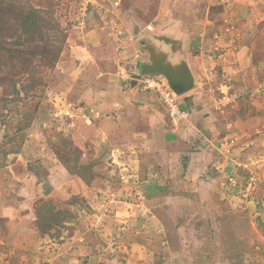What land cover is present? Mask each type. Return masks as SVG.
Masks as SVG:
<instances>
[{
    "label": "rangeland",
    "instance_id": "1",
    "mask_svg": "<svg viewBox=\"0 0 264 264\" xmlns=\"http://www.w3.org/2000/svg\"><path fill=\"white\" fill-rule=\"evenodd\" d=\"M118 1L0 0V264H185L168 260L172 240L187 244L195 264H264V138L213 123L201 136L187 109L176 123L164 111L163 124L182 130L154 149L132 147L124 133L98 141L95 118L104 112L86 92L98 73L88 67L97 59L115 74L142 66L139 26L160 21L149 1ZM32 8L45 31L29 36L22 22ZM200 11L213 21L197 23L209 41L193 33L203 56L195 109L203 116L226 108L217 118L232 122L231 104L264 94V75L254 83L260 71L243 57L264 58V0H202ZM216 33L232 43H216ZM240 72L242 87L232 79ZM75 161L84 178L66 167ZM155 186L173 192V203L162 202L172 210H156L152 225L145 205ZM44 207L58 219L44 222Z\"/></svg>",
    "mask_w": 264,
    "mask_h": 264
},
{
    "label": "crops",
    "instance_id": "2",
    "mask_svg": "<svg viewBox=\"0 0 264 264\" xmlns=\"http://www.w3.org/2000/svg\"><path fill=\"white\" fill-rule=\"evenodd\" d=\"M148 1L149 4L155 7V11L157 12L155 13L156 19L158 18L160 21L159 23H157L156 26L152 25L153 28L151 30L147 29L146 24L145 26L140 25L139 26L140 32L154 36L157 35V37L160 35L161 38H164L167 42H172L174 44V51L180 53L181 55L183 54L185 56L188 66L191 69V72L195 78V83H196L195 88L189 91L188 93L180 95L181 99H185L187 101L186 108H184L183 110L189 109L194 113L191 122V126H192L191 130L194 129L193 132L200 133V135L202 136L203 135V132L201 131L202 127L205 126V124L210 125V123H213L212 125H214L215 128L218 129L221 128L226 131L230 130L232 126L236 128L237 131L241 132L240 137L243 135V138L245 135L248 134L255 136L256 139L258 137L264 138V94L258 95L256 97L251 96V98L242 99L240 102L238 101L235 102V104H231L232 108L236 110L235 113L236 115L234 117L235 119H233L232 122L228 121V118H221V119L220 117L217 118V116H220V113L223 116L227 117L226 108L224 110H221L220 113L208 112L206 114H203V116H201V112L195 109L197 108V104L195 103L194 91H196L198 88V77H199V71L197 70L198 69L197 66L203 68V66H201V62L199 64L200 57L203 56L200 53L195 54L194 52L195 46H193L192 39H194L195 34L193 33H196L198 43H203L202 41H206V42L209 41L208 38H205L204 36L206 31L205 30L203 31L202 29H198L201 27L200 25H197V23L206 22L207 24V23H212L213 21L211 15H208V13L205 12L202 13L200 11L202 0H146V3ZM122 3L123 0H119L116 5L121 6ZM191 7L193 12L188 11V9ZM134 10L135 9H131V11ZM158 28L160 30V34L156 32ZM204 28L208 29L207 27ZM92 33H94V31L91 32L90 30L88 35L93 36ZM96 35H97V39H101V41L103 40V35L101 37V32H97ZM231 38L232 37L230 34L225 33L220 36L218 35L215 42L219 43L222 46V40L227 44H230L232 43ZM94 42L97 41L95 40ZM249 46H250L249 51L255 48L254 45L253 46L249 45ZM90 48L91 50H88L90 55L95 54V52L97 53L98 48L95 47L93 43L91 44ZM243 57L245 62L251 61L253 65L252 67H256L257 70L260 71L259 73L256 72L254 73V76L257 77L253 76L254 83H258L259 82L258 77H260L261 74L264 75V58L263 59L258 58L257 61L254 62L255 60L250 59L249 53L248 55ZM147 61L145 60L144 62L141 63V65ZM98 63L105 64L107 62L101 59H97L95 61L97 68L96 65L92 63L90 64L91 66H89L88 68H90V70L92 68V70H94L93 73L95 74L98 72L93 77L96 78L97 80L96 81L90 80V84L89 85L87 84L89 87L87 86L88 89L86 90V92L89 94L90 99L95 100L96 103L98 104L97 106L101 109L100 111L104 112V114H101L102 117L100 115L99 116L97 115V118H95V119H100L98 126L94 129V132L98 136V141L99 139L101 141V139H103L104 137L107 138L111 137L110 140L113 141V136H116L120 133H124L130 135L131 138L135 139V140L132 139V141L135 142V144H133L132 147H140V145H148L149 147L153 146L154 149L155 146H158L159 142L163 140L164 136L166 135L171 136L174 131L175 133H177L180 130H182V129L176 130V128L173 129V127L168 128L166 125L163 124V122L161 121V117L164 114V111L166 115V108L162 103V101L160 100L159 96L155 92L150 90H144L137 86H132V87L126 86L123 82L121 83V81L117 76V73L115 74L113 72H106L107 69L105 68L103 70H100ZM140 67L141 66L139 67L136 66L134 70L140 71L141 70ZM235 72L237 71L235 70ZM243 72L245 71L242 70V73ZM239 74H238L239 76L235 77V73H234V77H232L233 82L234 81L240 82L239 83L240 85L237 84L238 87H240L246 81L243 76L244 73L241 74L240 72ZM87 77H88L87 73L85 74L82 73V76H80L81 80ZM249 83L253 84L252 81H250ZM184 105H185L184 103L181 104V106ZM194 122H199V127L197 126V124L193 125ZM215 139L216 138L212 139L213 145L215 144L214 143ZM172 145L173 144H171V146ZM256 162L254 161V163ZM195 165H194V170L196 167ZM197 165L202 166V163L199 162L197 163ZM195 174H196L195 177L199 179L200 174H197L196 172ZM149 194L152 196V199L146 201L147 206L145 205V209L153 213L152 216L153 221L151 222H153L152 225H156L155 222L156 220H154L155 218L156 219L158 218L157 215L155 214L156 210L158 209L159 211L161 209L172 210V208L168 209L165 205L162 206V204L165 203L166 205H168L167 204L168 201L169 203H173V192H168L165 191V188L155 186L154 188L150 189ZM170 197L172 198L170 199ZM208 205L212 206V204H208ZM171 232H173V230L170 231V233ZM183 246H185L184 249ZM183 246L178 245L172 240V243L169 246L170 254L168 260L173 261V258H176L178 260L181 258L180 261H185V264H193L195 262V259L191 257V254L187 251L188 249L187 244H183ZM198 260H200V258ZM211 262L212 261L210 260V263ZM210 263L209 261H207V264Z\"/></svg>",
    "mask_w": 264,
    "mask_h": 264
},
{
    "label": "water",
    "instance_id": "3",
    "mask_svg": "<svg viewBox=\"0 0 264 264\" xmlns=\"http://www.w3.org/2000/svg\"><path fill=\"white\" fill-rule=\"evenodd\" d=\"M136 41L143 52L148 53V61L141 66L142 74H162L178 95L195 86V78L185 56L174 51V44L164 38L141 33Z\"/></svg>",
    "mask_w": 264,
    "mask_h": 264
},
{
    "label": "built area",
    "instance_id": "4",
    "mask_svg": "<svg viewBox=\"0 0 264 264\" xmlns=\"http://www.w3.org/2000/svg\"><path fill=\"white\" fill-rule=\"evenodd\" d=\"M153 28L152 24L147 26V29L151 30ZM117 76L125 83L126 86L132 87L137 86L144 90H150L155 92L162 103L164 104L166 110L168 111L172 122L182 121L188 112L183 110L178 101V94L171 88L167 78L162 74H142L140 71L130 70L121 67ZM229 91V90H228ZM224 92V91H223ZM229 96L225 98L229 99ZM90 119H88L89 121ZM176 125V124H174Z\"/></svg>",
    "mask_w": 264,
    "mask_h": 264
},
{
    "label": "trees",
    "instance_id": "5",
    "mask_svg": "<svg viewBox=\"0 0 264 264\" xmlns=\"http://www.w3.org/2000/svg\"><path fill=\"white\" fill-rule=\"evenodd\" d=\"M39 12L38 9L36 8H32L31 10H29V12H27V14L25 15V17L23 18V22H22V27H23V31L27 34L30 35H37L39 33H42V31H45L44 26H43V18H37L36 15ZM61 52V51H60ZM60 55L59 51L58 52H54V56L57 58ZM72 164H68L66 165V167L68 168L69 171H72L73 168L71 165H76L78 168H85L83 166H81V164L78 163V161L75 162H71ZM69 166V167H68ZM71 167V168H70ZM72 169V170H71ZM73 173H78V175L83 176L84 175L82 172H80L79 170ZM46 203V202H45ZM46 206H48V204H46ZM43 207V206H42ZM44 208H45V212H44ZM42 209H40L38 212L40 216L43 217V221H45V219H49L51 221H55L58 218L53 216L51 213H49V209L47 207H44ZM42 211V212H41ZM45 218V219H44Z\"/></svg>",
    "mask_w": 264,
    "mask_h": 264
},
{
    "label": "clouds",
    "instance_id": "6",
    "mask_svg": "<svg viewBox=\"0 0 264 264\" xmlns=\"http://www.w3.org/2000/svg\"><path fill=\"white\" fill-rule=\"evenodd\" d=\"M141 71V70H140ZM125 84V83H124Z\"/></svg>",
    "mask_w": 264,
    "mask_h": 264
}]
</instances>
